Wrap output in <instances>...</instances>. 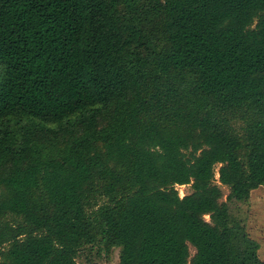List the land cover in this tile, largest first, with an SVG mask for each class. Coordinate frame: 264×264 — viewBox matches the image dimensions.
<instances>
[{"label": "trees", "instance_id": "1", "mask_svg": "<svg viewBox=\"0 0 264 264\" xmlns=\"http://www.w3.org/2000/svg\"><path fill=\"white\" fill-rule=\"evenodd\" d=\"M263 185L264 0H0V264H264Z\"/></svg>", "mask_w": 264, "mask_h": 264}, {"label": "rangeland", "instance_id": "2", "mask_svg": "<svg viewBox=\"0 0 264 264\" xmlns=\"http://www.w3.org/2000/svg\"><path fill=\"white\" fill-rule=\"evenodd\" d=\"M186 188L187 186L183 190ZM221 188L224 200L228 190L224 186ZM231 212L242 220L249 236L259 243L258 256L264 261V185L252 190L247 202L232 204ZM190 251L193 253L194 249L190 247ZM77 261L79 264H117L118 250L113 249L109 255L86 252Z\"/></svg>", "mask_w": 264, "mask_h": 264}, {"label": "built area", "instance_id": "3", "mask_svg": "<svg viewBox=\"0 0 264 264\" xmlns=\"http://www.w3.org/2000/svg\"><path fill=\"white\" fill-rule=\"evenodd\" d=\"M218 174L216 173V177ZM185 185H175V188L178 190L179 196L182 197L185 194V191L183 190Z\"/></svg>", "mask_w": 264, "mask_h": 264}]
</instances>
